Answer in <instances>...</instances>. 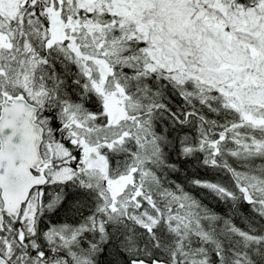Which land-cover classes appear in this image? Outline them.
<instances>
[{"label":"snow or ice","instance_id":"obj_1","mask_svg":"<svg viewBox=\"0 0 264 264\" xmlns=\"http://www.w3.org/2000/svg\"><path fill=\"white\" fill-rule=\"evenodd\" d=\"M0 264H264V0H0Z\"/></svg>","mask_w":264,"mask_h":264}]
</instances>
